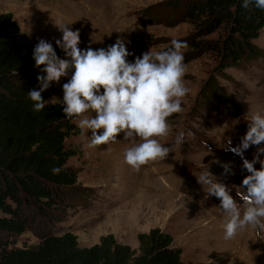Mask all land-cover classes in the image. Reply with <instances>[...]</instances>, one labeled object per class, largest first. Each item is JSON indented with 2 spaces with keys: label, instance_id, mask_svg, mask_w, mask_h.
Instances as JSON below:
<instances>
[{
  "label": "rangeland",
  "instance_id": "374dc122",
  "mask_svg": "<svg viewBox=\"0 0 264 264\" xmlns=\"http://www.w3.org/2000/svg\"><path fill=\"white\" fill-rule=\"evenodd\" d=\"M176 1L0 0V14L9 13L30 41L52 43L60 59L70 60L55 43L62 37L56 24L63 22L71 30H79L81 50L106 49L117 38L124 39L133 53L128 57L132 62L145 52L167 50L173 39L191 43L196 30L173 13ZM222 34L214 32L193 40L212 41ZM252 43L260 53L257 59L221 72L211 52L194 50L191 45L184 50V82L189 92L183 98V111L169 119L172 132L161 140L171 149L164 161L134 171L124 161L131 144L123 133L114 143L89 147L91 131L82 134L77 122L68 118L78 134L65 139V147L77 152L66 166L76 173L78 188L66 200L67 206L53 211L51 221L39 223L34 218L21 235H0V239L10 248H33L44 235L68 232L76 237L79 248H88L110 234L116 243L135 249L138 233L158 228L171 236L184 264H264V239L246 229L225 240L227 216L219 208L220 200L207 195V186L197 182L200 173L208 170L230 189L237 203H243L236 192L246 191L242 180L250 173L243 169L240 156L225 149L229 139L231 147L240 144L253 114L264 115V25ZM73 72L70 68L67 76L50 83L53 90L48 104L64 107L62 86ZM181 132L186 141L178 146L175 138ZM261 147L264 142L251 145L244 158L251 161ZM223 164H229V174ZM254 167L259 170L260 163Z\"/></svg>",
  "mask_w": 264,
  "mask_h": 264
},
{
  "label": "trees",
  "instance_id": "16d2710c",
  "mask_svg": "<svg viewBox=\"0 0 264 264\" xmlns=\"http://www.w3.org/2000/svg\"><path fill=\"white\" fill-rule=\"evenodd\" d=\"M172 9L196 30L189 45L215 55L220 72L260 56L252 40L264 25V10L254 3L245 9L241 0H178ZM220 31L215 40H193ZM37 43L19 31L9 13L0 14V235L19 236L34 218L51 221L78 188L76 173L66 166L77 152L65 147V139L78 130L61 104L46 102L36 112L28 96L40 88L37 76L46 75L33 59ZM52 90L41 93L45 101ZM54 168L60 172L54 174ZM135 240L131 249L110 234L88 248H79L68 232L44 235L33 248H10L0 239V264H184L171 236L158 228Z\"/></svg>",
  "mask_w": 264,
  "mask_h": 264
},
{
  "label": "clouds",
  "instance_id": "9594fccd",
  "mask_svg": "<svg viewBox=\"0 0 264 264\" xmlns=\"http://www.w3.org/2000/svg\"><path fill=\"white\" fill-rule=\"evenodd\" d=\"M254 3L264 10V0H241L245 9ZM62 37L55 41L68 59H60L52 43L40 39L33 50L35 66H44V76H37L39 90H31L28 96L34 103V111L43 110L48 101L41 95L50 87V82H59L61 77L74 69L70 80L63 84V113L66 118L77 122V127L85 135L91 131L89 147L108 145L117 141L120 133L131 146L124 152V161L134 171L158 161H164L171 152L161 140L172 132L169 119L183 111V98L189 89L184 77L187 66L184 50L187 41L173 39L167 50L145 52L129 62L133 55L126 48V41L117 38L106 49L81 50L79 30L73 31L67 24H56ZM91 112L94 115L89 116ZM98 130H102L98 134ZM186 141L185 133H179L175 144L181 146ZM264 142V115L255 113L251 117L247 132L239 145L231 147L227 141L225 150L231 151L243 160V169L249 175L242 180L246 191H237L242 204L229 194L230 189L218 182L208 170L200 173L197 182L207 186V195L220 200L219 208L226 213L224 239H233L239 232L251 229L257 238L264 239V147L258 148L253 159H245L243 153L251 145ZM209 152L211 149L208 150ZM259 162L257 170L254 165ZM225 174L231 172L229 164L222 165ZM54 174L60 172L54 168Z\"/></svg>",
  "mask_w": 264,
  "mask_h": 264
}]
</instances>
